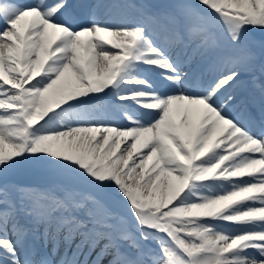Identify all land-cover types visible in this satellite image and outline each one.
Segmentation results:
<instances>
[{
	"label": "snow or ice",
	"instance_id": "snow-or-ice-1",
	"mask_svg": "<svg viewBox=\"0 0 264 264\" xmlns=\"http://www.w3.org/2000/svg\"><path fill=\"white\" fill-rule=\"evenodd\" d=\"M0 264H264V0L0 3Z\"/></svg>",
	"mask_w": 264,
	"mask_h": 264
},
{
	"label": "bare ground",
	"instance_id": "bare-ground-1",
	"mask_svg": "<svg viewBox=\"0 0 264 264\" xmlns=\"http://www.w3.org/2000/svg\"><path fill=\"white\" fill-rule=\"evenodd\" d=\"M9 1H7V0H1V2L0 3H8ZM37 2V0H24V2H22V3H28V4H32V3H36ZM46 2H48V3H50V2H52V0H46ZM115 22H117V21H115ZM101 103H106V101H101ZM119 154V153H118ZM125 158H126V154H125ZM131 163V162H130ZM137 171H139V169H137ZM125 179H127V177H125ZM226 226H231V225H226Z\"/></svg>",
	"mask_w": 264,
	"mask_h": 264
}]
</instances>
